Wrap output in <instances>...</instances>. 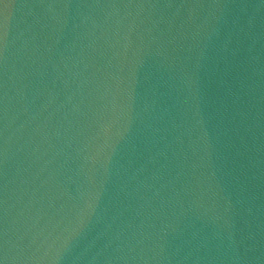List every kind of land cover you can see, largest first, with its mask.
Masks as SVG:
<instances>
[{
    "label": "water",
    "instance_id": "water-1",
    "mask_svg": "<svg viewBox=\"0 0 264 264\" xmlns=\"http://www.w3.org/2000/svg\"><path fill=\"white\" fill-rule=\"evenodd\" d=\"M0 264H264V0H0Z\"/></svg>",
    "mask_w": 264,
    "mask_h": 264
},
{
    "label": "snow or ice",
    "instance_id": "snow-or-ice-1",
    "mask_svg": "<svg viewBox=\"0 0 264 264\" xmlns=\"http://www.w3.org/2000/svg\"><path fill=\"white\" fill-rule=\"evenodd\" d=\"M0 32H4V29L2 27H0Z\"/></svg>",
    "mask_w": 264,
    "mask_h": 264
}]
</instances>
